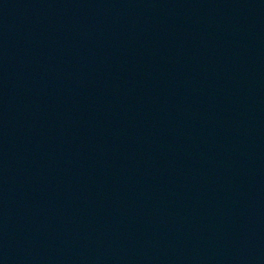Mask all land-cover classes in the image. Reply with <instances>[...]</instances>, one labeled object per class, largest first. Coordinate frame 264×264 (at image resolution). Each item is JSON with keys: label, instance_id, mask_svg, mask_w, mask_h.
<instances>
[{"label": "water", "instance_id": "water-1", "mask_svg": "<svg viewBox=\"0 0 264 264\" xmlns=\"http://www.w3.org/2000/svg\"><path fill=\"white\" fill-rule=\"evenodd\" d=\"M0 264H264V0H0Z\"/></svg>", "mask_w": 264, "mask_h": 264}]
</instances>
